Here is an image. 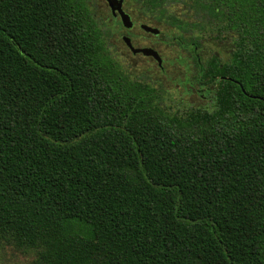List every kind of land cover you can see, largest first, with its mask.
<instances>
[{"label": "trees", "instance_id": "16d2710c", "mask_svg": "<svg viewBox=\"0 0 264 264\" xmlns=\"http://www.w3.org/2000/svg\"><path fill=\"white\" fill-rule=\"evenodd\" d=\"M138 1L194 55L185 80H218L213 106L165 105L90 0H0V247L33 264H264V100L242 90L264 99V0ZM210 39L230 52L196 57Z\"/></svg>", "mask_w": 264, "mask_h": 264}, {"label": "rangeland", "instance_id": "374dc122", "mask_svg": "<svg viewBox=\"0 0 264 264\" xmlns=\"http://www.w3.org/2000/svg\"><path fill=\"white\" fill-rule=\"evenodd\" d=\"M95 9L96 13L100 16H108V9L104 0H90L89 2ZM134 4L129 2L127 9L129 13L133 16L136 21L142 20L146 21L142 15L137 14L134 9ZM152 25L156 24L165 28L166 32L169 27L163 26L162 23L156 20H150ZM122 27V26H121ZM132 34L137 35L134 37V45L136 47L143 46H154L156 49L164 56L166 63L164 64L165 72H161L157 67L156 63L151 59H146L141 55L133 56L124 46L121 36L118 34L109 35L110 44L115 48V53L118 59L121 61L123 66H125L128 72L136 79L146 80L149 82L163 85L165 93L168 94L165 100V105L169 106L172 111L180 110V112L197 110L204 107V101L194 94H189L185 91V88L180 85V81L183 80L186 75V66L193 68L191 65V54L187 52L180 51L179 47L175 44L163 43L162 40H155L151 36H147L142 30L137 26L132 31ZM146 35L145 37H143ZM151 37V38H150ZM156 41H160L157 43ZM231 45L225 41H203V48L201 50V57L204 61L212 52L215 56L230 52ZM181 57L182 64L177 62L176 59ZM190 69V68H189ZM36 259V255L33 252L21 253L15 252L10 248L0 247V264H33Z\"/></svg>", "mask_w": 264, "mask_h": 264}, {"label": "flooded vegetation", "instance_id": "af4514ba", "mask_svg": "<svg viewBox=\"0 0 264 264\" xmlns=\"http://www.w3.org/2000/svg\"><path fill=\"white\" fill-rule=\"evenodd\" d=\"M106 6H107V9H108V16L107 18H109L110 20H115L117 22H120L121 23V19H120V16L118 13H116V15H114L111 11V8L107 2V0H104ZM129 2H132L134 4V9L136 10L137 14L139 13L140 15H142L145 19H147L146 21H142V20H139V21H136L133 16L129 13V10L127 9V5ZM123 10L129 14L132 18V21H133V27L131 29H125L124 27H121L120 30H118L117 33L115 34H118L119 36H121V39H122V42L125 46V48L133 55V56H136V55H141L143 56L144 58L146 59H151L152 61H154L157 65V67L159 68V70L161 72H165V67H164V64L166 63V60L164 58V56L156 49V47H154L153 45L152 46H143V47H136L134 45V37L137 35L134 36V34H132V30L135 28V27H139L143 33H145L147 36H151L152 38H154L155 40H162L163 43H169V44H175L173 43V38H172V35H171V32L174 31V28L171 27V26H166V27H169V29L167 30V32L161 27V26H157L156 24L152 25L150 23V20H153L154 18H152L151 16H149L148 14L144 13L143 12V9H142V5L140 4V2L138 0H124L123 2ZM179 10V6L176 5V4H171L169 5V8H168V11H171V12H177ZM156 20V19H154ZM157 21V20H156ZM160 23H162L161 21H158ZM163 24V23H162ZM122 25V24H121ZM142 25H148V26H151L153 28H157L159 29V33L158 34H153V33H150V32H146L142 29ZM164 25V24H163ZM146 35H142L143 37H145ZM127 37L131 40V43L132 45L135 47V48H150V49H153L155 50L156 52H158L159 56L162 58L163 62H162V68L159 67V64L157 62V60L152 57V56H145L144 54L142 53H138V54H133L131 49L129 48V46L125 43L124 41V38ZM150 37V38H151ZM157 43H159L160 41H156ZM177 45V44H175ZM178 46V45H177ZM180 51H183V52H187V53H190L191 54V65L194 66V70L192 67L189 66H186V72H194L197 70L195 64H194V55L192 54L191 51H189L187 48L185 47H182V46H178ZM113 51V53L115 54V58L117 60L118 59V56L117 54L115 53V50L114 49H111ZM195 56L196 57H201V51L198 50V48H196V53H195ZM182 56L178 57V59H176V61L180 64H182V60L181 59ZM120 61V60H119ZM121 62V61H120ZM190 68V69H189ZM186 76H184L183 80L180 81V85L183 86L185 88V91L189 94H194L196 96H198L199 98H201V100L204 101V107L202 108H209L211 106H213V103H214V95L216 94V91L218 90V80L215 78L213 79L212 77L208 76L206 77L204 80H200V81H196V80H193V81H187L185 80ZM158 83V82H156Z\"/></svg>", "mask_w": 264, "mask_h": 264}, {"label": "water", "instance_id": "95a60500", "mask_svg": "<svg viewBox=\"0 0 264 264\" xmlns=\"http://www.w3.org/2000/svg\"><path fill=\"white\" fill-rule=\"evenodd\" d=\"M107 2H108L109 6L111 8L112 13L114 15H116V13L119 14L122 26L125 29H131L133 27V21H132L131 16L129 14H127L123 10V2H124V0H107ZM141 27L146 32H150V33H153V34H158L159 33V29H157V28H153V27L148 26V25H142ZM124 41L129 46V48L131 49L133 54L142 53L145 56H152V57H154L157 60V62L159 64V67L162 68L163 60L159 56L158 52H156L155 50L150 49V48H135L132 45L131 40L129 38H127V37L124 38ZM242 90H243V93L246 94L249 97H252V98H255V99L257 98V99L264 100L261 97H253V96L249 95L243 88H242Z\"/></svg>", "mask_w": 264, "mask_h": 264}]
</instances>
